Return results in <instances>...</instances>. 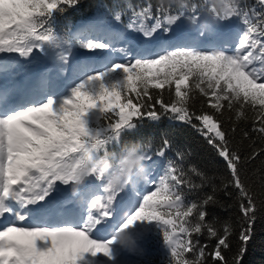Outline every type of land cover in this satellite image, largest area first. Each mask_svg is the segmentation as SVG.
Instances as JSON below:
<instances>
[{
	"label": "snow or ice",
	"instance_id": "snow-or-ice-1",
	"mask_svg": "<svg viewBox=\"0 0 264 264\" xmlns=\"http://www.w3.org/2000/svg\"><path fill=\"white\" fill-rule=\"evenodd\" d=\"M81 3L0 0V72L8 91L0 101V220L7 221L0 227V264H134L126 251L143 255L141 244L153 237L162 241L164 264H243L260 208L219 117L250 108L252 131L264 138V0L259 11L241 0L206 3L218 25L198 27L195 36L179 30L183 19H201V6L187 0L179 7L172 0L129 4L123 30L103 15L75 32L61 27L58 17ZM234 17L243 31L230 51L227 22ZM113 19L121 22L122 12ZM76 48L118 51L125 59L78 57ZM13 54L29 64L43 58L55 72L47 67L18 84L20 73H8ZM197 90L213 112L194 110ZM165 118L194 128L227 164L239 189L235 251L234 226L217 229L207 220L214 197L187 199L200 185L178 163L183 154L154 159L171 148L166 135L155 151L151 142L123 144L119 155L109 151L144 121ZM191 173L202 176L196 168ZM205 233L216 240L211 252L194 239Z\"/></svg>",
	"mask_w": 264,
	"mask_h": 264
},
{
	"label": "trees",
	"instance_id": "trees-1",
	"mask_svg": "<svg viewBox=\"0 0 264 264\" xmlns=\"http://www.w3.org/2000/svg\"><path fill=\"white\" fill-rule=\"evenodd\" d=\"M149 2L155 5L159 0H82L77 8L69 9L62 16H59L58 24L61 27H69L71 32H75L82 24L103 15L107 24L118 27V30H123L130 17L127 6L131 4L133 7H144ZM172 2L179 7L184 0H172ZM187 3L189 6L191 4L201 6V19L198 24L183 19L179 22L180 31L187 34L193 33V36H195L198 27L207 25L212 28L214 25H218V22L212 19L211 13L204 8L206 3L218 4V0H187ZM241 3L254 6L257 11L261 10L258 0H241ZM116 11L122 12L121 22H116L113 19ZM227 24L228 26H238L239 30L243 26L241 20L235 17ZM74 53L79 57L89 52L76 48ZM109 55L113 58L112 51H109ZM191 84L192 80L189 81L190 86ZM194 95L195 100L192 104L197 114L202 111L208 113L214 111L207 104V98L203 97L198 90ZM219 118L232 145V150L241 157L239 166L241 168V178L248 190L254 195L260 208L254 223V237L244 257L243 264H264V151H261L264 149V138L252 131L254 115L250 108L246 107L243 116L237 111H231ZM194 123H198V121H194ZM246 132L248 135H245ZM162 135H166L171 141V148L167 151L166 157H154V159H158L159 163H163L165 160L175 159L177 152L183 154L178 163L182 164L193 181L200 185V189L189 193L187 199L189 201H200L208 195L214 197L215 202L207 206V220L212 222L217 229H222L227 224L234 226V235L231 239L233 242L232 251H235L240 230L238 218L241 216L239 211V189L230 183L232 179L231 172L223 158L194 128L167 118L158 123L146 120L138 130L125 134L120 145L110 146L109 151L119 155L122 145L129 142H151L153 151H155L156 148L162 145ZM253 152H258L259 155L250 158ZM192 168H196L199 173H202V176L191 173ZM196 238L202 244L208 245L207 250L209 252L213 250L216 244V240L209 239L206 233L199 237L194 236V239ZM141 248L144 250V254L139 255L136 253L138 259H140L139 262L147 260L151 261V264H164L166 252L159 237L150 238V241L147 244H142ZM225 254L230 258L232 253L226 251ZM130 261L134 262L133 260ZM134 264H137V262H134Z\"/></svg>",
	"mask_w": 264,
	"mask_h": 264
},
{
	"label": "rangeland",
	"instance_id": "rangeland-1",
	"mask_svg": "<svg viewBox=\"0 0 264 264\" xmlns=\"http://www.w3.org/2000/svg\"><path fill=\"white\" fill-rule=\"evenodd\" d=\"M233 29L234 28L230 29L229 32H232ZM122 46L123 45H121L120 47H122ZM232 50H235V48H231L230 51H232ZM115 53H116L117 57L122 58L123 60L125 59L124 54H122L118 51H115ZM104 56H107V53L105 51L101 50V51H96L95 53L90 54L89 57H104ZM20 63L25 67L27 73H23V72L20 73V79L17 81L18 84H23L28 76H31L34 79L37 75H39L38 73L41 72V69L44 66L42 62L29 64V61H23ZM0 68H2V66H0ZM8 72H12V66H10V65L8 68ZM54 72H55V67L53 68V74H54ZM5 75H7V74L0 72V89H4V91L6 92L4 96L0 97V99L3 101L8 98V91L6 88H4L2 86L4 83V76ZM0 91H3V90H0ZM157 171H159V166L154 168V173ZM67 191H70V190H67ZM6 223H7V221L0 220V227H3ZM97 235H106V234L105 233H98ZM133 253L134 252H132V251H126L125 255H126V257H129V256H132Z\"/></svg>",
	"mask_w": 264,
	"mask_h": 264
},
{
	"label": "clouds",
	"instance_id": "clouds-1",
	"mask_svg": "<svg viewBox=\"0 0 264 264\" xmlns=\"http://www.w3.org/2000/svg\"><path fill=\"white\" fill-rule=\"evenodd\" d=\"M218 3H220V0H218Z\"/></svg>",
	"mask_w": 264,
	"mask_h": 264
}]
</instances>
